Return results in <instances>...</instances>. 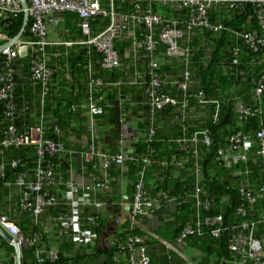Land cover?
I'll return each mask as SVG.
<instances>
[{
    "label": "trees",
    "instance_id": "trees-1",
    "mask_svg": "<svg viewBox=\"0 0 264 264\" xmlns=\"http://www.w3.org/2000/svg\"><path fill=\"white\" fill-rule=\"evenodd\" d=\"M102 3L108 11L113 5L114 12L120 15H137L138 6L137 12L156 13L162 18L152 28L134 22L123 28L122 34L113 40L119 55V63L114 67H104L103 55L84 44L47 45L43 51L33 45L10 61L0 53V71L10 66L15 70L12 97L0 100V165L5 167L0 173V215L9 217L21 228L24 237L32 241L22 248V264H82L86 257H91L92 264L96 260L99 264H115L114 257L121 253L119 243L127 245L131 238L134 245L147 247L151 264H189L172 249L168 253L162 240L174 243L183 227L197 220L198 207L194 198L197 167L202 169L198 181L203 191L201 199H208L212 204L209 211L201 210L202 216L222 214L224 226L229 228L217 237L209 229L202 235L189 236L183 249L190 252L191 258L195 257L196 250L201 252L197 264H230L236 256L231 253L229 242L238 233H249L243 223H255L254 234L264 236V196L260 190L264 170L258 155V142H254L247 162L227 167L218 156V150L229 145L228 139L233 133L242 132L254 137L264 121V90L261 101L254 97V89L264 75V46L255 50L246 38L252 33L264 36V1L214 3L207 9V19L211 25L222 26L217 30L208 26L189 30L188 21L194 8L175 0H102ZM0 13V32L9 38L15 36L22 26L23 13L1 9ZM64 21L68 41L85 39L78 14L66 11ZM110 22V16L91 21L92 34L105 30ZM167 26L182 31L178 43L182 49H190L189 60L166 54L167 45L160 39V33ZM146 35L154 42L157 63L154 72L163 81V88L179 101L177 107L153 114L148 105L152 55H147L145 47L141 46ZM23 39L34 40L30 23ZM37 56L53 71L46 85L32 77V60ZM89 63L92 68L88 67ZM185 68L192 73L194 83L188 91L179 92V83L185 80L182 73ZM93 79H99L101 83L97 84ZM200 91L206 100L219 101L220 119L213 117L216 112L213 103L203 104L196 97ZM91 97L103 108L102 114L91 116L88 109ZM237 101L250 106L261 104L262 115L239 119ZM121 115L124 123L131 124L138 136L130 142L123 164L112 162L104 167L101 154L113 156L123 151ZM41 122L44 137L62 143V151L46 153L40 158L32 145L2 144L10 126L23 134ZM205 130L212 139L209 147L201 134ZM193 135L199 137L198 142L183 151L180 141L191 139ZM91 144L95 146V155L92 161L86 162L85 154ZM13 161L17 165L13 166ZM175 162H181V165L177 166ZM39 165L51 169L52 181L44 182L43 192L54 195L58 202L35 215L21 207L17 181L22 173L27 184L34 183ZM72 166H77L83 177L89 176V183L103 181L105 171L108 173L110 189L95 193V197L103 202V208L88 205L83 209L86 216H98L96 223L91 224V229L98 235L108 222L116 227L111 238L114 245L104 253L97 250L98 239L92 244L75 243L73 233L59 222L68 216L66 183ZM124 174L125 195L130 204L137 184H141L145 196L158 199L161 206L147 208L144 213H135L130 207L126 213L125 205L120 199L116 202L112 195V186ZM244 185L256 196L250 206L244 204L239 192ZM173 198L172 205L170 200ZM239 207L246 209V213H239ZM103 210H106L105 215ZM153 219L159 222L158 230L151 228L148 231L145 227ZM136 237L141 240L136 241ZM53 248L58 252L55 260L47 253ZM39 250L42 252L38 253ZM14 254L13 245L0 233V260L15 264ZM101 255L104 256L102 260ZM39 258H43V262H39ZM252 261L244 264H254Z\"/></svg>",
    "mask_w": 264,
    "mask_h": 264
},
{
    "label": "built area",
    "instance_id": "built-area-1",
    "mask_svg": "<svg viewBox=\"0 0 264 264\" xmlns=\"http://www.w3.org/2000/svg\"><path fill=\"white\" fill-rule=\"evenodd\" d=\"M28 9L30 16V32L32 33L34 40H20L12 46L5 48L2 53L5 55L7 61L14 59L16 56L21 55L28 50L30 46H38L40 50H44L47 45H57L63 44L72 46L74 44H84L95 48L100 52L102 57V64L106 68L114 67L119 63V55L113 46V40L118 38L122 34L123 28L127 26L130 22L134 24H142L148 28H152L154 24L159 23L162 18L156 13H139V7L137 6V15L128 16L120 15L114 12L113 5H111V10L108 11L107 8L103 6L102 0H27ZM113 1V0H112ZM134 1V0H130ZM152 1V0H147ZM167 1V0H158ZM179 1L185 6H191L194 8V13L188 21V29H193L197 26H208L215 30L222 28L221 25H211L207 19V9L214 3L227 0H175ZM233 1V0H231ZM264 1V0H260ZM234 4V2H232ZM112 4V3H111ZM135 8V7H134ZM0 9L3 12H13L15 14L22 12V7L20 0H0ZM70 11L78 14L82 20L81 30L86 36L85 39L78 41H58L51 42L48 38L50 30L60 24L61 20L64 18V13ZM1 15V13H0ZM109 17L111 22L109 26L97 33L92 34L91 21H95L99 17ZM263 24V20H261ZM182 36V31L180 29L167 26L160 33V39L167 45L166 54L172 58H181L189 60L191 56V51L189 48L182 49L179 46L178 39ZM247 42L249 45L257 50L259 47L264 46V36L258 33H252L246 35ZM8 39V38H7ZM141 46L145 47L147 55L151 56V80L150 86L148 88L149 97V108L151 114L159 110H164L171 107H177L179 101L177 97L173 96L163 88V81L159 77L158 73L154 72L157 66L154 54V42L150 35H146L141 41ZM238 50H235L237 53ZM238 62V60H236ZM235 61V63H237ZM189 64L190 62L187 61ZM89 68H92L91 63L88 64ZM32 77L35 80L41 81L46 85L52 75V70L46 65L41 57H35L32 60ZM15 70L10 67H3L0 71V100L11 99L13 90V75ZM185 80L179 83V89L177 91H188L192 84L194 83V78L192 73L185 68L182 70ZM95 83L100 84L99 79H93ZM264 90V75L259 80L256 88L254 89V97L261 101V95ZM196 97L201 103H213L215 105L216 112L213 117L215 120L220 119V103L217 100H206L203 91H200ZM261 104L256 106H250L243 102L237 101L236 113L239 119H249L252 116H261ZM13 106L11 107V109ZM88 109L91 116L94 114H102L103 108L98 106L95 100L91 97L88 102ZM128 123H124L123 126L127 129L126 135H133V138L138 136L133 129H128ZM130 130H132L130 132ZM43 122L40 125H35L30 127L28 133L18 134L15 126H10L8 130L7 137L2 141V144L6 146H19V145H32L36 149V154L38 157L42 158L46 153L56 154L63 150V144L48 140L43 135ZM93 132V130H92ZM203 142L209 147L212 144V139L209 136V131L205 130L202 133ZM199 137L193 135L191 139L184 138L180 141L182 150L189 149L191 144L197 143ZM229 145L226 148H220L218 150V156L221 162L227 166L232 167L235 164L247 162L251 153V148L254 142H258L259 149L258 155L261 157L264 170V121H261L260 130H258L254 137L251 135H245L242 132L233 133L229 139ZM128 151L123 150L122 152L108 156L101 154L100 156L104 160V167H108L112 162L117 164H123L128 157ZM196 154L199 151H195ZM95 155V146L91 144L89 151L85 154L86 162L92 161ZM147 162L145 157L144 163ZM181 162H175V165L180 166ZM12 165H17L16 161L12 162ZM4 165H0V173L4 171ZM241 173V172H239ZM202 169L197 167L195 170L196 187L194 191V198L196 200V205L198 207V214H196V221L186 224L180 232L179 237L170 243L166 240H162L165 247L172 249L180 256L182 255L184 249V241L189 236L202 235L205 230L209 229L213 236L217 237L222 234L224 229L229 227L224 226V218L222 214H217L214 216H202L201 210L204 212L209 211L212 208V204L208 199L202 200V188L198 181L201 177ZM51 169L45 168L41 165L38 167L37 179L34 183L27 184L25 181L24 174L18 176V190L21 193V207L28 210L35 215L42 213L48 205L56 204L58 201L54 195H49L43 192L44 182L52 181ZM104 180L92 183H76L75 179L71 177L66 183L67 191L66 197L68 199L67 204L69 205L68 216L60 219L61 226H64L67 230L71 231L72 240L75 243L81 244H92L100 235L91 229V224L96 223L98 216H86L83 213L85 206L93 205L103 208L104 204L102 201L95 197L97 191H108L110 189V183L108 179V173L105 171ZM261 194L264 196V183L261 186ZM241 198L246 205L254 204L256 196L246 185H244L239 190ZM175 198L170 200L173 205ZM161 204L158 199H151L145 196L143 187L141 184H137L136 193L133 201L131 202V208L133 212L144 213L147 208H159ZM97 207V208H98ZM239 213L245 214L246 209L239 207ZM264 219V213L262 214ZM3 227L7 232L11 233L15 239L14 242L21 244L23 247L31 243L28 241L21 231V228L15 224L6 215H0V233L3 235L5 233ZM243 227L247 229L248 234L238 233L230 242L229 249L232 254L236 256L241 263H245L248 260L253 259L254 264H264V236H257L254 231L257 229L255 223H243ZM232 226L230 227V229ZM117 239H115L116 241ZM133 238H131L127 245H122L119 243L118 247L121 250L119 254L114 257L115 264H151V258L147 254V247L144 244L134 245ZM136 241H140L139 237L135 238ZM114 245V241H110V247ZM125 250H127L125 252ZM42 251L39 250L38 253ZM48 255L51 259L55 260L58 256L56 248L50 249ZM196 260L192 261V264H197V259L201 256V252L196 250L194 252ZM39 262H43V258H39ZM0 264H5L4 261L0 260Z\"/></svg>",
    "mask_w": 264,
    "mask_h": 264
},
{
    "label": "crops",
    "instance_id": "crops-1",
    "mask_svg": "<svg viewBox=\"0 0 264 264\" xmlns=\"http://www.w3.org/2000/svg\"><path fill=\"white\" fill-rule=\"evenodd\" d=\"M65 21L64 18L61 20L60 24L56 27H53L50 30V33L48 35V38L51 42H58V41H68L65 38ZM7 35H5L4 33L0 32V45L2 43H4L7 40ZM58 45V44H57ZM124 121L122 119V115L120 117V122L121 124V143H122V149L125 151H128V149L130 148V142L134 139L133 135H126L127 134V129L124 128L123 124ZM128 129H133V126L131 124H127ZM132 130H130L131 132ZM77 141V139H75ZM75 142V141H74ZM77 144V142H75ZM77 166H72L71 169V175L70 178L73 177L75 179L76 183H89L90 181V177L88 176L87 178L83 177V173L79 172V168L76 169ZM89 178V179H88ZM89 180V181H88ZM126 175L124 174L123 176H121V178L118 180V182L112 186V195L113 197L116 199H120L121 203L125 205V209H126V204H129V208L126 209V213H128V209H130L131 204H130V200L128 198L126 194ZM62 196H64V194H62ZM117 202V200H116ZM106 211V210H105ZM105 211L103 210V213L105 215ZM158 225L159 222L156 219H153L151 222H149V224L145 227L147 228V230L149 231L151 228L156 229V231L158 230ZM116 231V227L114 225H111L110 222H108L105 226L103 225L102 229L100 230V237L98 239L99 243L97 246V250L101 253H104L105 250H107L110 247V241L112 240L111 238L113 237V234ZM149 233H153L152 231H150ZM101 260L104 257L103 255H101ZM182 259H184L187 263L192 264L193 260H196V257L191 258V254L190 252L187 253L185 250L183 251L182 255H181ZM91 258V257H90ZM89 257H86V260L84 263L82 264H92L90 261ZM100 260V261H101ZM197 263V261H196ZM93 264H99V261L96 260V263ZM230 264H242L237 258H235V261H231Z\"/></svg>",
    "mask_w": 264,
    "mask_h": 264
},
{
    "label": "water",
    "instance_id": "water-1",
    "mask_svg": "<svg viewBox=\"0 0 264 264\" xmlns=\"http://www.w3.org/2000/svg\"><path fill=\"white\" fill-rule=\"evenodd\" d=\"M20 4L22 7V13H23V23L22 26L19 30V32L13 36L12 38L7 39L4 43H2L0 45V53L7 47L14 45L15 43L19 42L22 38L23 35L27 29V26L29 24L30 21V17H29V9H28V2L27 0H20ZM2 229H4L3 227H1ZM5 233L3 234V237L10 243L13 245L14 247V251H15V264H22V248L23 246L17 242H14L13 239H15V237L7 232L4 229Z\"/></svg>",
    "mask_w": 264,
    "mask_h": 264
},
{
    "label": "rangeland",
    "instance_id": "rangeland-1",
    "mask_svg": "<svg viewBox=\"0 0 264 264\" xmlns=\"http://www.w3.org/2000/svg\"><path fill=\"white\" fill-rule=\"evenodd\" d=\"M128 207H129V204L127 203V204H126V208H128Z\"/></svg>",
    "mask_w": 264,
    "mask_h": 264
},
{
    "label": "clouds",
    "instance_id": "clouds-1",
    "mask_svg": "<svg viewBox=\"0 0 264 264\" xmlns=\"http://www.w3.org/2000/svg\"><path fill=\"white\" fill-rule=\"evenodd\" d=\"M27 2H28V1H27ZM29 17H30V16H29ZM29 23H30V21H29ZM7 38L9 39V37H7ZM11 38H12V37H11ZM22 39H23V38H22ZM22 39H21V40H22ZM1 53H2V52H1Z\"/></svg>",
    "mask_w": 264,
    "mask_h": 264
}]
</instances>
